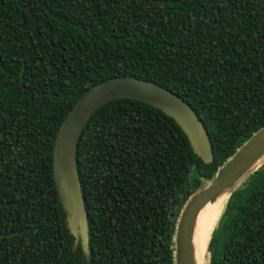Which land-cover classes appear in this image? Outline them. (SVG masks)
I'll use <instances>...</instances> for the list:
<instances>
[{
  "label": "trees",
  "instance_id": "obj_1",
  "mask_svg": "<svg viewBox=\"0 0 264 264\" xmlns=\"http://www.w3.org/2000/svg\"><path fill=\"white\" fill-rule=\"evenodd\" d=\"M116 77L186 102L213 161L150 105H103L76 150L85 257L54 186L53 143L78 98ZM262 127L264 0H0V264H174L180 211ZM206 264H264V163L229 194Z\"/></svg>",
  "mask_w": 264,
  "mask_h": 264
},
{
  "label": "water",
  "instance_id": "obj_2",
  "mask_svg": "<svg viewBox=\"0 0 264 264\" xmlns=\"http://www.w3.org/2000/svg\"><path fill=\"white\" fill-rule=\"evenodd\" d=\"M120 99L142 102L171 118L186 136L193 153L204 163L213 161L208 134L192 108L176 94L154 82L116 77L86 90L62 121L53 143L52 172L67 229L82 254L89 255V228L76 165L80 136L91 116L103 105ZM264 163V127L254 133L217 170L205 187L190 196L175 224L174 264H194L191 234L199 210L223 194L236 190Z\"/></svg>",
  "mask_w": 264,
  "mask_h": 264
},
{
  "label": "bare ground",
  "instance_id": "obj_3",
  "mask_svg": "<svg viewBox=\"0 0 264 264\" xmlns=\"http://www.w3.org/2000/svg\"><path fill=\"white\" fill-rule=\"evenodd\" d=\"M228 196L223 194L214 202L206 203L197 213L191 234L194 264H206L208 241L224 210Z\"/></svg>",
  "mask_w": 264,
  "mask_h": 264
},
{
  "label": "rangeland",
  "instance_id": "obj_4",
  "mask_svg": "<svg viewBox=\"0 0 264 264\" xmlns=\"http://www.w3.org/2000/svg\"><path fill=\"white\" fill-rule=\"evenodd\" d=\"M226 195H227V193H226ZM221 204V203H220Z\"/></svg>",
  "mask_w": 264,
  "mask_h": 264
}]
</instances>
